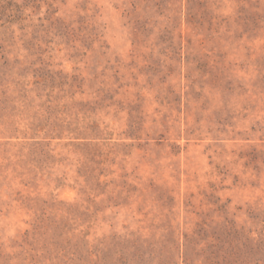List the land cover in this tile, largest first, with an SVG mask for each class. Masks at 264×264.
<instances>
[{"label":"rangeland","instance_id":"obj_1","mask_svg":"<svg viewBox=\"0 0 264 264\" xmlns=\"http://www.w3.org/2000/svg\"><path fill=\"white\" fill-rule=\"evenodd\" d=\"M0 264H264V0H0Z\"/></svg>","mask_w":264,"mask_h":264}]
</instances>
